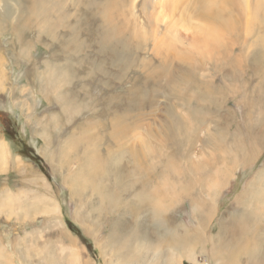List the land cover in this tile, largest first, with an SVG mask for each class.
Returning a JSON list of instances; mask_svg holds the SVG:
<instances>
[{
    "label": "rangeland",
    "instance_id": "rangeland-1",
    "mask_svg": "<svg viewBox=\"0 0 264 264\" xmlns=\"http://www.w3.org/2000/svg\"><path fill=\"white\" fill-rule=\"evenodd\" d=\"M255 4L263 23L264 0H0V264H214L227 222L264 216ZM155 184L177 248L146 218Z\"/></svg>",
    "mask_w": 264,
    "mask_h": 264
},
{
    "label": "bare ground",
    "instance_id": "bare-ground-1",
    "mask_svg": "<svg viewBox=\"0 0 264 264\" xmlns=\"http://www.w3.org/2000/svg\"><path fill=\"white\" fill-rule=\"evenodd\" d=\"M91 5V4H90ZM213 5V4H212ZM112 6V5H111ZM260 9H262L261 5L259 4H255L254 5V11L255 13H257V17L255 18L256 21L253 23L251 19H249V23L252 25H255V26H258V25H261L263 24L264 25V22L262 23V19L261 20H258V15H259V11ZM253 14V13H252ZM254 17V16H253ZM252 18V17H251ZM258 20V21H257ZM264 21V19H263ZM253 23V24H252ZM225 24V23H224ZM229 25V24H228ZM204 26V25H203ZM232 27H234L233 25L231 26H228L226 27L225 25V33H228L230 34V32L232 31ZM253 27V26H252ZM257 28V27H256ZM261 28V27H260ZM251 29V28H250ZM254 29V28H253ZM224 31V30H222ZM261 31V30H260ZM263 32V31H262ZM116 33V32H115ZM227 34V35H228ZM115 35V34H114ZM262 38V37H261ZM216 47L215 46H212L211 49H210V46H208L207 49H209V51H211L212 53V49L214 51ZM217 50V49H216ZM261 72V71H260ZM264 72V71H263ZM262 72V73H263ZM261 73V74H262ZM260 111V114L262 116H264V109H261L259 110ZM259 119V118H258ZM252 120V119H251ZM90 125V124H89ZM251 126V125H250ZM117 134V133H116ZM126 136V135H125ZM117 138V137H116ZM114 140V139H113ZM257 141V140H256ZM259 142V141H258ZM116 143V142H115ZM115 143H113L115 145ZM256 144V143H255ZM119 145V144H118ZM140 149V148H139ZM82 150V149H81ZM138 150V149H137ZM8 144H3L1 143L0 144V172L5 168L4 166L7 164L8 162V159L10 157V152L8 153ZM70 154V153H69ZM108 154V153H107ZM143 155V154H142ZM93 156V155H91ZM138 156V154H137ZM237 156V155H236ZM236 158V157H235ZM238 158V157H237ZM93 160V159H92ZM15 163L18 162V163H21L20 159L19 158H15L14 159ZM107 162V161H106ZM236 162V161H234ZM63 163V162H62ZM81 163V162H80ZM140 163V162H139ZM98 164V163H97ZM108 164V163H107ZM62 165V164H61ZM83 166V164H81ZM101 166V165H100ZM109 166V165H108ZM134 166V165H133ZM4 167V168H2ZM79 168V167H78ZM87 168V167H86ZM142 170H143V166L141 167ZM147 168V167H146ZM93 169V168H92ZM148 169V168H147ZM91 170V169H90ZM134 170V169H133ZM82 171V170H81ZM134 172V171H133ZM161 172V171H160ZM83 173V172H81ZM80 173V174H81ZM90 173V172H89ZM89 173H88V176H89ZM135 173V172H134ZM134 173L132 176H134ZM228 173V172H227ZM84 174V173H83ZM111 174V173H110ZM136 174V173H135ZM91 175V174H90ZM114 175V174H113ZM73 176V175H72ZM112 176V175H111ZM146 176V175H145ZM150 176V175H149ZM159 176V175H158ZM221 176V175H220ZM219 176V177H220ZM68 177V176H67ZM85 177V176H84ZM87 177V176H86ZM100 177V176H99ZM110 177V176H109ZM113 177V176H112ZM116 177V175H115ZM155 177V176H154ZM157 177V176H156ZM81 178V177H80ZM149 178V177H148ZM152 178V177H151ZM158 178V177H157ZM222 178V177H221ZM86 179V178H85ZM88 179V178H87ZM111 179V178H110ZM108 179V181L110 180ZM155 179V178H154ZM216 179V177L214 178ZM218 179V178H217ZM140 180V179H139ZM89 181V180H87ZM145 181V180H144ZM143 181V182H144ZM147 181H150L147 179ZM146 181V182H147ZM219 182L221 180H218ZM86 182V181H84ZM101 182V180H100ZM106 182V181H105ZM141 182V181H140ZM159 182V181H158ZM218 182V184H219ZM79 183V181L77 182V184ZM83 183V182H82ZM89 183V182H88ZM104 183V182H103ZM109 183V182H108ZM107 183V184H108ZM111 183V181H110ZM145 183V182H144ZM148 183V182H147ZM146 183V184H147ZM160 183V182H159ZM85 184V183H84ZM100 184V183H99ZM151 184V183H150ZM111 185V184H110ZM128 185V183H127ZM126 185V186H127ZM152 185V184H151ZM214 185L217 186V182L214 181ZM77 186V185H76ZM82 186H85V185H82ZM109 186V185H108ZM147 187L146 188H149L148 187V184L146 185ZM158 186V185H157ZM156 184L153 186L154 188L153 189V193L155 194L157 190V193H160V195H156L155 196H158L156 201L154 200H149L147 201L146 203V207H144V211H145V208H146V213H147V216L146 218H148L151 222H153V224L150 223V225H154L152 227H156L157 229H161V230H164L165 233L163 234H160L162 236V238L166 235V232L172 234L175 238V243H176V248H177V239L179 238L178 237V234L176 233H173V232H169L168 229L166 228V230L164 229V222L166 221L165 220V212L167 211L168 209V205L169 204H166V199H164V196H162V191H161V188L160 187H157ZM141 188L140 189H144V187H142V185L140 186ZM88 188V187H87ZM105 188V187H104ZM131 188V187H130ZM139 188V187H138ZM258 188V187H257ZM100 189V188H99ZM110 189V187H109ZM127 189V188H126ZM132 189V188H131ZM134 189V188H133ZM150 189V188H149ZM103 190H107L108 189H103L102 188V191ZM137 190V189H136ZM147 189H145L146 191ZM101 191V192H102ZM110 191V190H109ZM117 191V190H116ZM135 191V189H134ZM98 192V191H97ZM136 192V191H135ZM144 192V191H143ZM256 192L259 193V191L256 190ZM99 193V192H98ZM133 193V192H132ZM142 192H139L138 194L141 195ZM96 194V193H95ZM105 194V193H103ZM147 194V193H146ZM75 195V194H74ZM88 195V194H87ZM145 195V194H144ZM143 195V196H144ZM148 195V194H147ZM138 196V195H136ZM142 196V195H141ZM107 197V196H106ZM245 197H246V194H245ZM108 198L110 199V196H108ZM141 199L143 197H140ZM248 198V197H247ZM257 199H259V196L256 197ZM263 198V197H262ZM260 198V199H262ZM113 200V196L111 198ZM140 199L141 203H142V200ZM156 199V198H155ZM245 199V198H244ZM88 200V199H87ZM249 200V199H248ZM264 200V198H263ZM252 202L254 200H251ZM255 201H259V200H256ZM262 201V200H261ZM139 203V201H137ZM246 202V201H245ZM138 203H135L138 205ZM194 204V203H193ZM195 205V204H194ZM264 205V204H263ZM210 206H207L205 204H202L201 205V211H200V214H198V218H197V223L199 225V228L200 230H204L205 229V225L208 223V217L210 216ZM252 206H253V203H252ZM258 206V205H257ZM138 207V206H136ZM140 207V206H139ZM139 207L137 209H139ZM141 207H143V205L141 204ZM195 207H197V204L195 205ZM205 207V208H204ZM251 207V206H250ZM254 208V207H253ZM141 209V208H140ZM249 209V208H248ZM255 209V208H254ZM245 210V209H244ZM131 211V210H130ZM141 210H137L135 212H138ZM195 211V210H194ZM259 211V209H258ZM256 211L254 214H256V218H258V220H255V221H251V215L249 214H244V213H240V214H236L235 216V219L233 220V222L236 221V223H229L227 222V224L229 223V227H227V224H225V229L224 231L220 232V233H225L227 234V240L225 243H220L221 240H217V243L212 241L211 242V260L213 261L214 264H227V263H230V260L232 261L233 259H236L234 262H238L239 259H240V256L241 254L245 257H247L249 259V263L250 264H259L258 262V258H257V251L256 249L254 248V245L258 244L257 248L260 247L259 250H264V216H263V213L262 212H258ZM135 212L133 214H135ZM249 212V211H248ZM250 212L251 211V208H250ZM249 212V213H250ZM264 212V211H263ZM139 213V212H138ZM145 213V212H143ZM261 213V215L259 214ZM253 214V213H252ZM259 214V215H258ZM137 215V214H136ZM145 216V215H144ZM139 217V216H138ZM141 217V216H140ZM234 217V215H233ZM143 218V216H142ZM138 219V218H137ZM145 219V218H144ZM223 219V218H222ZM142 220V219H141ZM147 221V220H146ZM148 222V221H147ZM226 222V221H225ZM142 223V222H141ZM144 223V222H143ZM143 225V224H142ZM145 225V224H144ZM146 226V225H145ZM166 227V226H165ZM146 228V227H145ZM155 229V228H154ZM143 226H141L140 223H135V227H134V231L131 233L133 235V240L132 243L136 242L135 240L137 241H140L141 243H143V241H145V237L146 235L143 234ZM160 230V231H161ZM232 231H234L236 233V237H234L233 239H235V241H232L231 242V233ZM137 233V234H136ZM147 238V237H146ZM212 240V239H211ZM260 240L262 242V244H260ZM148 241V240H147ZM139 242V243H140ZM146 243V242H145ZM149 243V242H148ZM181 243V242H180ZM182 244V243H181ZM189 244V240H186L183 242L182 246L183 245H186L182 248L181 252L180 253H183L182 256L184 259L182 260H195L194 259V252H193V248L195 245H196V242H193V245H188ZM151 245V244H150ZM139 248L141 249H145V246H139ZM231 249V250H229ZM178 252V251H177Z\"/></svg>",
    "mask_w": 264,
    "mask_h": 264
},
{
    "label": "crops",
    "instance_id": "crops-1",
    "mask_svg": "<svg viewBox=\"0 0 264 264\" xmlns=\"http://www.w3.org/2000/svg\"><path fill=\"white\" fill-rule=\"evenodd\" d=\"M3 142H4V144L7 143L4 139H2V140H1V143L3 144ZM8 160H9V159H8ZM6 166H7V165H5L4 167H6ZM4 167H2V168H4Z\"/></svg>",
    "mask_w": 264,
    "mask_h": 264
}]
</instances>
